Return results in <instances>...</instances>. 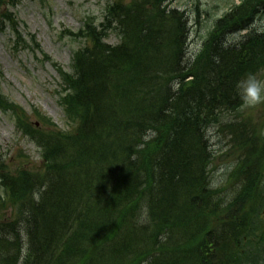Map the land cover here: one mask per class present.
Wrapping results in <instances>:
<instances>
[{
    "label": "trees",
    "instance_id": "obj_1",
    "mask_svg": "<svg viewBox=\"0 0 264 264\" xmlns=\"http://www.w3.org/2000/svg\"><path fill=\"white\" fill-rule=\"evenodd\" d=\"M17 3L0 0V8ZM263 15L264 0H240L187 57L184 11L165 0H114L101 23L68 32L87 41L73 55L72 72L58 68L71 132L31 124L0 87V107L15 114L44 163L43 171L13 175L0 154V202L7 197L15 204L14 216L0 222V264H144L150 256L184 263L163 255L167 250L192 264H264L262 137L227 123L246 153L232 174L236 188L225 193L210 188L206 164L213 156L203 134L243 106L236 83L264 70V31L254 28ZM7 28L16 36L15 50L29 47L10 7L0 12V31ZM110 34L118 44L106 41ZM30 43L39 47L33 36ZM181 123L188 125L186 146L198 153L187 159L173 157L181 151ZM172 193L181 196L177 205L169 201ZM188 207L201 211L197 218L208 226L189 223ZM170 223L184 229L176 245L157 243L155 235Z\"/></svg>",
    "mask_w": 264,
    "mask_h": 264
},
{
    "label": "rangeland",
    "instance_id": "obj_2",
    "mask_svg": "<svg viewBox=\"0 0 264 264\" xmlns=\"http://www.w3.org/2000/svg\"><path fill=\"white\" fill-rule=\"evenodd\" d=\"M113 0H18L16 6L4 4L2 12L10 7L20 22L27 38L33 36L38 48L29 44L27 49L13 48L14 35L11 30L0 31V87L3 96L21 108L30 118L31 124L44 130L54 129L71 132L60 104L59 91L62 86L58 68L72 72L74 53L87 43L84 38L72 37L69 31L79 32L87 22L101 23L107 6ZM130 2L131 0H127ZM240 0H166L169 8L186 12L189 31V56L194 55L208 38L215 21ZM264 28V17L255 23ZM29 39V38H28ZM27 39V40H28ZM109 44L119 43L115 34L106 39ZM47 55L49 58H46ZM264 79V71L259 74ZM37 112L50 119L44 123ZM228 122H238L249 135L256 130L261 135L260 147L264 145V105L255 109L244 106L237 112L225 115L220 124L208 131V140L214 153L211 167V184H220L219 189L229 193L236 188L232 177L236 164L245 155V150L235 143ZM42 124V126H41ZM0 154L7 169L16 175L21 170L43 171L42 151L17 127V118L10 111L0 108ZM255 154L253 153V159ZM2 193V192H1ZM0 202V222L10 220L15 213V204L7 197Z\"/></svg>",
    "mask_w": 264,
    "mask_h": 264
},
{
    "label": "bare ground",
    "instance_id": "obj_3",
    "mask_svg": "<svg viewBox=\"0 0 264 264\" xmlns=\"http://www.w3.org/2000/svg\"><path fill=\"white\" fill-rule=\"evenodd\" d=\"M165 3H166V0H165ZM186 13V12H185ZM186 21L188 22V17L186 19ZM254 28H257L254 24ZM259 30L261 31H264V28H258ZM189 31H188V35H189ZM244 36V35H243ZM189 38V37H188ZM186 50H187V57L189 55V52L191 50V48L189 47V39L187 40V44H186ZM183 61H180V63H182ZM222 81V80H221ZM216 86L219 85V83L215 84ZM229 96H223V98H228ZM187 113H190V111H187ZM219 113H218V109L215 108L214 112H213V116H217ZM221 123V119L218 118V121L216 122L215 125L213 126H216L218 124ZM213 126H210L207 128V130L205 131V133H203L205 135V138L207 137L208 138V131L211 129V127ZM188 129V125L187 124H179L177 129L178 130V143H180L181 145V151L179 150L178 151V154L176 156H173V157H176V158H182V159H187V158H191L190 156H194L196 154H198L197 152H194V150H190L186 144H185V139H184V133L185 130ZM153 132L151 130H149L146 134V136H150ZM210 144V143H209ZM233 146H236L235 144ZM248 149L249 150H252V145H249L248 146ZM209 151L211 152V156L214 155L211 147L209 148ZM140 157H136V159L140 162ZM175 162V161H174ZM206 169L209 171V176H210V181H211V178H212V175H211V167H210V164H206ZM170 170L171 171H175L178 173L179 176H183V173L179 170V169H176L175 167H172L170 166ZM177 181V180H176ZM164 189V188H163ZM166 196L168 197V194L167 192H165ZM181 200V196L180 197H177L176 194H170V202H172L174 205H177L178 202ZM171 203H166L163 205L164 209L165 210H169L171 208ZM179 208V206L177 207ZM184 209V208H183ZM182 209V210H183ZM187 215L188 217L190 218L191 217V222L189 223H192L193 225H195L196 228H204L206 226H208L204 221H203V218L200 217V218H197V216H201L200 213L201 211H199L198 209L197 210H193L191 208L188 207L187 209ZM114 214V213H113ZM166 227H172V228H163L160 230V232H158L156 235H155V240L157 243H168V242H171L170 244H175L176 245V242H177V236L180 234V232H184V229L180 228V226H178L177 224L173 223L169 226L166 225ZM182 234V233H181ZM120 240V238H119ZM124 242V241H123ZM122 243V242H120ZM125 244L128 246L127 248H131V249H134L135 245L133 243V245L131 244H127L125 242ZM174 248V247H173ZM172 248V249H173ZM163 255L165 256H174L175 258L179 259V260H182L184 263L183 264H192V262H186V257L183 253H180V252H176V251H171V252H168L165 251L163 253ZM144 264H163V260L162 258H153V257H147L145 260H144Z\"/></svg>",
    "mask_w": 264,
    "mask_h": 264
},
{
    "label": "clouds",
    "instance_id": "obj_4",
    "mask_svg": "<svg viewBox=\"0 0 264 264\" xmlns=\"http://www.w3.org/2000/svg\"><path fill=\"white\" fill-rule=\"evenodd\" d=\"M237 95L245 108L255 109L264 105V79L258 73L245 74L235 85ZM220 184L213 182L210 188L216 189Z\"/></svg>",
    "mask_w": 264,
    "mask_h": 264
}]
</instances>
